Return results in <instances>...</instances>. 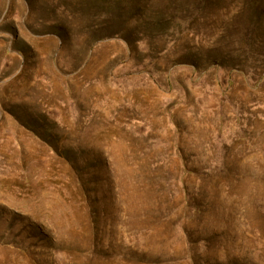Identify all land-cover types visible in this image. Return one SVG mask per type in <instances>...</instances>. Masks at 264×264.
I'll list each match as a JSON object with an SVG mask.
<instances>
[{
	"label": "rangeland",
	"instance_id": "1",
	"mask_svg": "<svg viewBox=\"0 0 264 264\" xmlns=\"http://www.w3.org/2000/svg\"><path fill=\"white\" fill-rule=\"evenodd\" d=\"M0 264H264V0H0Z\"/></svg>",
	"mask_w": 264,
	"mask_h": 264
}]
</instances>
